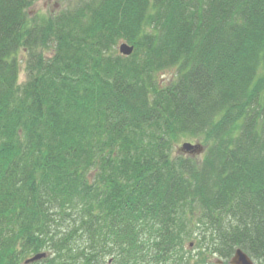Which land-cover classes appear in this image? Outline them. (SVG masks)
Wrapping results in <instances>:
<instances>
[{
    "label": "trees",
    "instance_id": "trees-1",
    "mask_svg": "<svg viewBox=\"0 0 264 264\" xmlns=\"http://www.w3.org/2000/svg\"><path fill=\"white\" fill-rule=\"evenodd\" d=\"M32 1L0 0V264H264V0Z\"/></svg>",
    "mask_w": 264,
    "mask_h": 264
},
{
    "label": "rangeland",
    "instance_id": "rangeland-1",
    "mask_svg": "<svg viewBox=\"0 0 264 264\" xmlns=\"http://www.w3.org/2000/svg\"><path fill=\"white\" fill-rule=\"evenodd\" d=\"M77 2L78 0H33L31 6H29L28 8V12H30L31 15L33 16L36 15V18H41L43 16L49 15L50 13H55V12L57 13L66 7L73 6ZM23 68H24V65H23ZM167 76H169V74H167ZM25 79H26V73L22 71L21 82H24ZM187 142L192 143V144L201 143L204 146L206 145V141L201 140V139H182L178 142V145L174 151L175 154L177 153V149ZM182 153L188 154L187 152H180L179 154H182ZM202 155H198L197 158L201 159ZM217 261L218 260L216 257L213 258L214 264H217Z\"/></svg>",
    "mask_w": 264,
    "mask_h": 264
},
{
    "label": "water",
    "instance_id": "water-1",
    "mask_svg": "<svg viewBox=\"0 0 264 264\" xmlns=\"http://www.w3.org/2000/svg\"><path fill=\"white\" fill-rule=\"evenodd\" d=\"M119 52L124 55V56H131L134 53V46L129 45L126 42H121L119 44ZM204 151V147L197 143V144H192V143H184L181 147L178 148V152H187L190 154H201ZM46 257L45 253H40L36 254L30 259H28L25 263L26 264H32L37 261H41ZM223 262L221 260L217 261V264H222ZM229 264H256L254 259L243 249L238 248L235 251V254L233 257L230 259Z\"/></svg>",
    "mask_w": 264,
    "mask_h": 264
},
{
    "label": "bare ground",
    "instance_id": "bare-ground-1",
    "mask_svg": "<svg viewBox=\"0 0 264 264\" xmlns=\"http://www.w3.org/2000/svg\"><path fill=\"white\" fill-rule=\"evenodd\" d=\"M29 14L31 15V13H30V12H29ZM44 253H45V252H44ZM45 254H46V257H47V253H45ZM46 257H45V258H46ZM37 262H38V261H37ZM35 263H36V262H35ZM25 264H26V263H25ZM32 264H33V263H32Z\"/></svg>",
    "mask_w": 264,
    "mask_h": 264
}]
</instances>
